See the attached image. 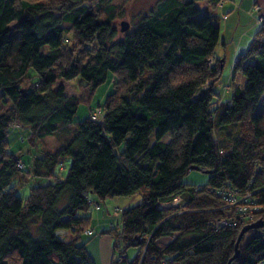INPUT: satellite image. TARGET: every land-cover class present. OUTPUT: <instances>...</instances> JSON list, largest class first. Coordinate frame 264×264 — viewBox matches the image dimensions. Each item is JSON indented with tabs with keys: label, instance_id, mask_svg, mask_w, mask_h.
Listing matches in <instances>:
<instances>
[{
	"label": "trees",
	"instance_id": "1",
	"mask_svg": "<svg viewBox=\"0 0 264 264\" xmlns=\"http://www.w3.org/2000/svg\"><path fill=\"white\" fill-rule=\"evenodd\" d=\"M90 1L69 0L67 11L65 1L51 8L37 0H0V104L10 106L0 111V264H93L79 244L82 236L95 234L85 215L88 206L100 209L88 196L104 201L137 194L141 201L122 212L121 234L114 239L121 240L123 251L110 264H227L242 227L258 221L262 228L243 235L231 264H264V128L262 117L252 115L264 95V15L260 11V29L232 67L231 82L239 75L243 87L232 90L230 103L219 101L211 111L212 98H218L203 86L218 81L224 60L207 65L219 29L208 15L201 16L196 3L213 11L223 0H161L121 38L114 8L95 13L80 7ZM29 71L36 77L33 85ZM108 74L113 90L103 115L99 107L90 110L71 129L79 102L87 101ZM75 78L85 83L78 97L55 86ZM245 117L251 138L236 141L220 156L214 128ZM12 127L27 128L31 146L54 134L66 140L22 171L8 148ZM66 159L71 163L62 179L55 171ZM191 168L207 175L204 188L181 182ZM28 179L48 183L33 187L22 202L13 182ZM226 184L238 193L258 191L255 205L262 210L235 229H215L224 203L207 190ZM176 198L186 207L180 214L178 207L159 208ZM135 236L141 250L128 262L124 252L134 247ZM166 237L172 240L157 246Z\"/></svg>",
	"mask_w": 264,
	"mask_h": 264
},
{
	"label": "rangeland",
	"instance_id": "2",
	"mask_svg": "<svg viewBox=\"0 0 264 264\" xmlns=\"http://www.w3.org/2000/svg\"><path fill=\"white\" fill-rule=\"evenodd\" d=\"M40 2H44L47 6L51 8L57 7L64 3L68 5L69 0H37ZM161 0H92L90 2L83 3L80 7H84L92 12H98L101 9H105L108 7L114 8V28L118 31L119 37H123L124 35L131 33L134 30L135 25L143 16L151 12L156 4ZM224 8L223 9H215L213 11L206 5L204 2L196 3L198 9H200L201 16L208 15L212 21V23L218 27L219 29V42L217 48L215 50V59L217 61H221L224 59V66L218 81L214 82L213 80H207L205 85L203 86L207 91L212 89L215 97L212 98V103L210 104V110L215 111L218 107V102L220 101L223 104H228L231 101L232 90L235 87L242 88L244 85V80L241 76H234V82H231V78L233 77L232 73V64H233V56L234 50L236 47V42L239 38L248 40L253 37L258 31V26H253V23L248 18H238V15L234 12L231 13L230 9L232 4H235L236 7H239L241 0H223ZM256 2V5L259 7L261 11V15H264V0H243L244 5L252 4ZM72 5H68L66 10L70 9ZM242 7V6H241ZM230 12V13H229ZM225 16L226 20H223L222 17ZM126 22L129 25V29L125 33H120V23ZM257 24V22H255ZM62 27L64 29H70V25L67 23H63ZM69 39H71L69 34ZM221 43H224L225 48L222 49ZM75 45L72 44L70 49H74ZM43 53L47 51V48H44ZM236 77V78H235ZM28 82L30 84H34L36 81V77L32 71H29ZM113 77L111 74L107 75V78L104 83L99 85L93 93L88 96L87 101L79 102L76 114L73 118V123L70 126L71 129L76 128V126L88 118L90 110H96L98 107L100 108V112L103 115L104 113V100L105 97L112 93V85L111 82ZM28 83L26 82L25 85ZM61 85L64 88V94L66 96H76L81 95L82 88L85 86V83L80 78H75L71 81L63 82L57 81L56 85ZM10 107V106H9ZM8 106L2 107L0 104V111L5 112ZM255 117H262L264 128V95L262 96L260 102L255 107L253 113ZM26 140V134L23 132L13 133L12 131L8 135V148L10 153H13L19 160L24 164L25 169L29 170L31 166L32 159L37 157V151L41 149L43 152L47 149L55 150L56 148H60L61 144L65 142L66 138L61 134H56L55 136L44 139L41 142H37L35 145L31 146L22 141L23 138ZM70 136H68L69 138ZM213 140L217 146L220 156L228 154L236 141H240L242 139L249 140L251 138V125L249 123V117L243 118L239 123L218 128L215 127L212 133ZM67 138V139H68ZM168 138L165 137L163 142H167ZM153 140H150L152 143ZM123 147L121 146L116 153H119ZM70 160H64L56 169L55 174L59 178H65L68 172V168L70 166ZM60 168L63 170L61 173L59 172ZM24 169V171H25ZM20 170V169H19ZM23 171V170H22ZM181 182L190 188H204L207 183V175L191 170L189 171L181 180ZM47 180H41L36 182L35 180L28 179L26 183L21 184L18 181L13 182V186L15 188L16 196L22 201L25 202L29 196L30 190L37 186L47 184ZM91 201L97 202L99 204V211H94L93 207L88 206V212L85 215L90 216L91 220H99L98 225H95V222L90 224L89 228L93 229L95 234L91 237L82 236L79 244L83 245L88 256L90 257L93 264H110L112 258H117L119 256V252L123 251V244L121 240L115 241L114 235L121 234L122 228V212L136 206L140 201V195H135L132 197H119L113 199H105L104 201L98 200L93 196H88ZM178 207L180 214L185 210V204L180 198L174 199L171 204L163 205V208L166 207ZM118 209L120 211V215L117 219L112 216L114 209ZM84 215V214H82ZM255 223V222H253ZM109 224H114L117 226V229L113 232H110L108 227ZM96 228V229H95ZM248 234L244 236V238H248ZM172 237L162 238L157 242V246L163 248L166 246ZM116 244L117 248H114ZM141 248L140 247H129L124 252V257L128 262H133L139 255Z\"/></svg>",
	"mask_w": 264,
	"mask_h": 264
},
{
	"label": "built area",
	"instance_id": "3",
	"mask_svg": "<svg viewBox=\"0 0 264 264\" xmlns=\"http://www.w3.org/2000/svg\"><path fill=\"white\" fill-rule=\"evenodd\" d=\"M221 6L222 4L219 5V7ZM253 13L257 14L255 18V22H257V25L261 24L263 19L262 16H260V9L257 5H254L249 11V14ZM222 18L223 20L226 19L225 16H223ZM215 61V55L211 56L207 61L208 67L213 66ZM98 115V112L93 113L91 115L92 120H95ZM17 168L20 170H24L25 166L22 162H18ZM257 192L258 191H251L249 189L244 193H238L230 189L229 185L227 184L220 189H208L207 193L213 195L224 203V205L217 210L221 214L220 217L214 221L213 227L215 229H235L246 222L252 221L255 214L259 213L262 210L255 205V194ZM162 207L163 205L159 206V208ZM94 208L97 209L98 205L94 204ZM112 215L115 219H117L120 215V211L116 208L114 209ZM114 227V224L109 225L110 229H113ZM85 234L90 235L91 231H86Z\"/></svg>",
	"mask_w": 264,
	"mask_h": 264
},
{
	"label": "crops",
	"instance_id": "4",
	"mask_svg": "<svg viewBox=\"0 0 264 264\" xmlns=\"http://www.w3.org/2000/svg\"><path fill=\"white\" fill-rule=\"evenodd\" d=\"M240 4L241 5H239V7H236L235 6V4H232L233 6H231V9H230V12L231 13H236L237 15H238V18H248L249 20H251L252 21V23H253V26H257V24L255 23V18H256V16H257V14H249V11L251 10V8L254 6V5H256V2H253L252 4L250 3V4H248V5H244V3H243V0H241V2H240ZM224 5L225 4H223V7L221 8V9H223L224 8ZM242 6V7H241ZM220 9V10H221ZM200 10V9H199ZM229 12V13H230ZM223 19V18H222ZM226 20V19H225ZM258 33V32H257ZM257 33L253 36V37H251V38H249L248 40H244V39H242L241 37L239 38V40L236 42V47H235V50H234V56H233V64H234V62L236 61V59H237V57H239L240 55H243L245 52H246V50H247V48H248V46H249V44H250V42L252 41V40H254L255 39V37H256V35H257ZM221 46H222V49H224L225 48V45H224V43H221ZM216 57V56H215ZM217 58V57H216ZM222 60H224V59H222ZM225 63V62H224ZM233 64H232V67H233ZM236 78V77H235ZM232 79V78H231ZM234 78H233V81L232 82H234ZM13 132V133H19V132H23V133H25L26 134V136L29 134V130L27 129V128H16V127H12L10 130H9V133H8V135L10 134V132ZM56 134H54V135H51V136H47V137H45V138H43L42 140H40L39 142H41V141H43L44 139H48V138H51V137H53V136H55ZM20 139H22V141L24 142V143H26V144H28L27 142H26V140L24 139V137L23 138H20ZM7 143H8V136H7ZM63 144H61V146H62ZM9 146V145H8ZM60 146V147H61ZM59 149V148H58ZM55 150H57V148L55 149ZM55 150H49V149H47L46 151H44V152H54ZM41 152H43L41 149H39L38 151H37V156H39V154L41 153ZM13 154V153H12ZM16 156V155H15ZM99 221H102L101 219H99V220H91V224H92V222H95L96 224L95 225H98V222ZM96 229V228H95Z\"/></svg>",
	"mask_w": 264,
	"mask_h": 264
},
{
	"label": "water",
	"instance_id": "5",
	"mask_svg": "<svg viewBox=\"0 0 264 264\" xmlns=\"http://www.w3.org/2000/svg\"><path fill=\"white\" fill-rule=\"evenodd\" d=\"M120 33H125L128 31L129 29V25L126 22H121L120 23ZM191 170H197L196 168H191ZM262 228V223L261 222H255L253 224L250 225H246L244 227H242V229L240 230L238 237L236 239L235 245H234V254L233 256L228 260L227 264H231L233 261L238 259L239 256V252H238V245L243 237V235H245L248 231L250 230H254V229H260ZM141 244V239L140 236H135L133 238V246L137 247Z\"/></svg>",
	"mask_w": 264,
	"mask_h": 264
}]
</instances>
